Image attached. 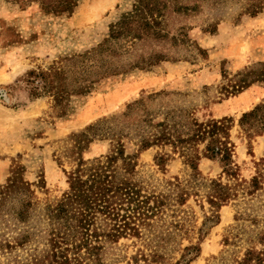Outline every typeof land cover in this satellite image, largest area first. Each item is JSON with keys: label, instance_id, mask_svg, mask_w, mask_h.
Returning a JSON list of instances; mask_svg holds the SVG:
<instances>
[{"label": "rangeland", "instance_id": "rangeland-1", "mask_svg": "<svg viewBox=\"0 0 264 264\" xmlns=\"http://www.w3.org/2000/svg\"><path fill=\"white\" fill-rule=\"evenodd\" d=\"M262 1L170 0L163 35L142 31L108 44L110 25L134 0H78L70 13L48 10L58 0H0V184L22 177L39 206L54 202L68 187L63 167L80 155L109 153L119 140L136 163L131 178L168 197L143 236L106 244L105 263L129 264L143 249L148 260L141 257L140 264H175L185 246L199 242L188 264H243L248 248L264 247V160L256 163L264 157V133L257 132L264 105L250 135L239 124L244 112L264 103V6L256 15L246 11ZM101 43L108 49L94 50ZM91 82L89 90L81 88ZM166 113L232 118L237 175L230 176L219 158L198 163V179L220 178L236 190L216 223L203 224L210 213L206 201L202 207L192 194L176 199L182 188L193 192V169L184 158L176 154L162 168L154 159L160 146L140 147L145 119ZM82 132L88 137L75 135ZM257 170L262 183L251 189L243 179ZM22 195L13 192L7 201L17 203ZM1 219L0 236L11 234Z\"/></svg>", "mask_w": 264, "mask_h": 264}, {"label": "trees", "instance_id": "trees-1", "mask_svg": "<svg viewBox=\"0 0 264 264\" xmlns=\"http://www.w3.org/2000/svg\"><path fill=\"white\" fill-rule=\"evenodd\" d=\"M169 1L134 0L132 9L110 25L105 43L109 44V40L120 37L139 38L142 31L159 35ZM77 4L78 0H58L48 10L70 13ZM263 6V1L256 2L246 11L256 15ZM191 7L176 5L177 10ZM105 43L94 50L101 52L108 49L109 45ZM248 84H239L240 88L235 90H242ZM92 86L94 82L81 88H86V91ZM263 105H256L240 117L239 124L249 135L252 118L258 116ZM231 119L229 116L201 119L191 114L183 118L169 113L157 120L145 119L148 132L140 140V147L160 146L161 150L154 159L162 168L176 154L189 164L193 169V192L182 188L176 194V199L185 201L192 194L200 200L202 207L204 203L201 200L206 201L210 213L206 214L203 224L208 220L218 222L220 207L236 193L232 184L220 178H197L201 173L199 160L208 156L224 162V170L230 176L237 175L238 165L233 163L232 158L235 143L231 137ZM257 132L264 133V123ZM75 135L88 137L86 132ZM168 145L171 150H166L165 146ZM263 160L264 157L256 163L260 164ZM135 165L132 157L126 153L124 143L119 140L109 153L92 159L80 155L69 169L63 167L68 187L56 201L46 202L43 206L29 197L27 192L33 191L31 183L22 177L15 175L6 184H0V218H3L4 228H11V234L1 233L0 236V255L6 261L0 264H106L103 253L108 242L127 236H143L165 210L168 195L155 189H144L141 183L134 181L130 172ZM261 174L257 170L252 177L243 180L252 186L251 189H256L262 183ZM197 186L205 187L203 192ZM13 192L23 195L17 203H8ZM203 234H206L205 230H201ZM184 250L175 264H188L197 257L200 243L187 245ZM141 257L148 260L143 249L133 256V262L129 264H140ZM242 262L264 264V247L260 250L248 248Z\"/></svg>", "mask_w": 264, "mask_h": 264}]
</instances>
